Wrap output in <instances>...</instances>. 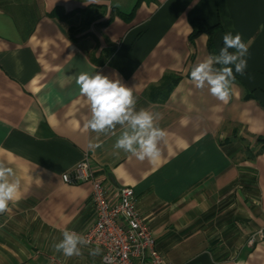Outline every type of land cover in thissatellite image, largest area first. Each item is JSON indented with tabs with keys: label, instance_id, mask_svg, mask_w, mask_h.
I'll use <instances>...</instances> for the list:
<instances>
[{
	"label": "crops",
	"instance_id": "1",
	"mask_svg": "<svg viewBox=\"0 0 264 264\" xmlns=\"http://www.w3.org/2000/svg\"><path fill=\"white\" fill-rule=\"evenodd\" d=\"M198 20L211 36L194 35ZM229 31L248 55L224 103L190 73ZM81 72L119 78L137 110L160 115L158 158L115 150L119 125L85 128ZM85 153L97 178L133 188L165 259L264 264V0H0V163L20 191L0 214V264L99 263L91 247H52L94 221L91 186L61 178Z\"/></svg>",
	"mask_w": 264,
	"mask_h": 264
},
{
	"label": "clouds",
	"instance_id": "2",
	"mask_svg": "<svg viewBox=\"0 0 264 264\" xmlns=\"http://www.w3.org/2000/svg\"><path fill=\"white\" fill-rule=\"evenodd\" d=\"M230 49L234 51H229ZM248 45L242 35L227 32L223 35V47L218 54L207 56L191 69V80L198 89L207 88L219 101L227 103L235 81V73L243 75L247 68ZM219 65L220 67H215ZM80 94L86 97L90 118L86 129L96 133H113L119 125L122 129L113 148L131 154L138 160H155L160 155L159 142L166 132L159 127L160 115L146 109H136V98L131 88L119 78H109L101 73L81 72L75 80ZM13 169L0 163V214L9 211V203L20 197L19 181L14 179ZM89 241L75 231L64 230L62 238L52 245L56 252L66 257L79 256ZM89 254H101L99 247L90 248Z\"/></svg>",
	"mask_w": 264,
	"mask_h": 264
},
{
	"label": "built area",
	"instance_id": "3",
	"mask_svg": "<svg viewBox=\"0 0 264 264\" xmlns=\"http://www.w3.org/2000/svg\"><path fill=\"white\" fill-rule=\"evenodd\" d=\"M61 178L64 183L91 186L94 221L82 236L89 241L88 247L101 249L98 264H177L157 250L155 237L136 210L133 188H115L97 178L89 154L85 153ZM256 235L262 237L261 230L250 237L249 244Z\"/></svg>",
	"mask_w": 264,
	"mask_h": 264
},
{
	"label": "trees",
	"instance_id": "4",
	"mask_svg": "<svg viewBox=\"0 0 264 264\" xmlns=\"http://www.w3.org/2000/svg\"><path fill=\"white\" fill-rule=\"evenodd\" d=\"M202 21L201 20H198L197 21V23H201ZM202 24V23H201ZM214 27H212V26H208V25H206L204 22H203V24H202V28L200 29V30H196L195 32H194V35H197L198 33H200L202 30L204 31V32H206L209 36H211L212 34H213V32H214Z\"/></svg>",
	"mask_w": 264,
	"mask_h": 264
}]
</instances>
